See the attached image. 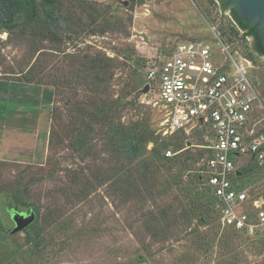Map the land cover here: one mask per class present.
<instances>
[{
	"label": "rangeland",
	"instance_id": "obj_1",
	"mask_svg": "<svg viewBox=\"0 0 264 264\" xmlns=\"http://www.w3.org/2000/svg\"><path fill=\"white\" fill-rule=\"evenodd\" d=\"M41 2L35 22L0 25V264H264V230L222 228L197 182L203 152L184 147L204 140L167 134L156 90L144 91L148 67L212 27L252 61L264 126V58L217 0ZM100 103L114 130L147 123L138 156L92 121ZM168 147L179 154L163 159ZM244 168L249 200L264 201V167ZM19 216L33 221L11 234Z\"/></svg>",
	"mask_w": 264,
	"mask_h": 264
},
{
	"label": "built area",
	"instance_id": "obj_2",
	"mask_svg": "<svg viewBox=\"0 0 264 264\" xmlns=\"http://www.w3.org/2000/svg\"><path fill=\"white\" fill-rule=\"evenodd\" d=\"M227 16L252 52L250 40ZM210 30L211 39L179 41L148 67L146 85L156 90L167 134L204 140L184 149L203 152L197 180L210 195L221 227L252 236L264 230V201L249 200L240 170L249 163L264 167V126L258 128L263 119L256 114L260 102L248 72L253 65L240 45ZM179 152L168 147L162 155L173 158Z\"/></svg>",
	"mask_w": 264,
	"mask_h": 264
},
{
	"label": "trees",
	"instance_id": "obj_3",
	"mask_svg": "<svg viewBox=\"0 0 264 264\" xmlns=\"http://www.w3.org/2000/svg\"><path fill=\"white\" fill-rule=\"evenodd\" d=\"M71 0H42V4H40L42 7H54L55 5L61 3V2H67ZM220 2V7L222 11L229 10V14L233 21L236 23V25L245 32V34L252 39L251 43V50L253 54L256 57H259L260 55H264V46L262 45L257 30L251 28L247 24L243 23L241 19L237 16L236 12L233 9H229V7L225 4L224 1L218 0ZM38 6L39 3H37V0H0V25H9L12 23L14 25L16 23V20L18 18H23L25 23L35 22L37 14H38ZM12 26H10L9 29H11ZM18 35V34H17ZM100 63L96 60L90 61V70H97L99 73H103V66H100ZM96 66V67H95ZM90 79H98V75H94L89 77ZM101 84L102 81L98 79V82ZM101 104V103H100ZM102 105V104H101ZM102 110H97V114L88 113L89 116H91V119L95 123H99L101 120H108L106 122V129L107 131H117V133H120L119 141L124 146V149L126 153L130 156H138L142 150L146 148V144L148 142V138L151 135V132L147 129V123L141 119L140 122H136L132 124L131 130H126L127 128L125 125L119 124L118 127L112 129L110 119L112 116L109 114L111 109L106 113L103 108L104 105L101 106ZM98 109V108H97ZM104 113H106L104 115ZM112 113V112H111ZM112 129V130H111ZM107 132H105V135ZM110 137H113V133L110 134ZM163 159L164 158L162 155ZM245 168H242L240 170V173L242 174V177L244 176ZM242 179V178H241ZM198 182V181H197ZM208 194V192H207ZM210 196V195H209Z\"/></svg>",
	"mask_w": 264,
	"mask_h": 264
},
{
	"label": "water",
	"instance_id": "obj_4",
	"mask_svg": "<svg viewBox=\"0 0 264 264\" xmlns=\"http://www.w3.org/2000/svg\"><path fill=\"white\" fill-rule=\"evenodd\" d=\"M221 1H224L225 4L229 7V9H233L243 23H245L248 26H250L251 28L257 30L258 35H259V39H260L262 45L264 46V0H221ZM217 2L220 6V2L218 0H217ZM220 9H221V7H220ZM222 12L226 13L230 16L229 10L222 11ZM230 18H231V16H230ZM242 32L250 40V44H251L252 43L251 37L247 36L244 31H242ZM256 58L261 59L260 57H256ZM148 89H149V86L145 85L144 91L146 92ZM14 220L16 222V227L11 231V234L16 233V232L24 229L30 223H32L33 216H29L25 219H23V217L19 216V217H15Z\"/></svg>",
	"mask_w": 264,
	"mask_h": 264
},
{
	"label": "flooded vegetation",
	"instance_id": "obj_5",
	"mask_svg": "<svg viewBox=\"0 0 264 264\" xmlns=\"http://www.w3.org/2000/svg\"><path fill=\"white\" fill-rule=\"evenodd\" d=\"M259 57H260V58H264V55H260Z\"/></svg>",
	"mask_w": 264,
	"mask_h": 264
}]
</instances>
